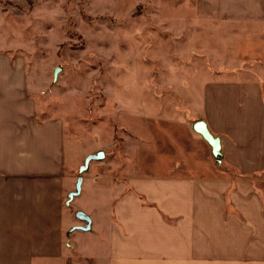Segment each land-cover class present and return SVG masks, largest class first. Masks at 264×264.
<instances>
[{"label": "crops", "instance_id": "0c3cea01", "mask_svg": "<svg viewBox=\"0 0 264 264\" xmlns=\"http://www.w3.org/2000/svg\"><path fill=\"white\" fill-rule=\"evenodd\" d=\"M195 6L199 21L220 29L217 77L203 73L198 101L190 90L173 98L190 96L181 101L192 119L177 110L136 116L145 127L134 163L121 177H96L114 205L107 253L91 264H264V0ZM27 71L0 51V264H82L67 237L64 124L40 119ZM165 120L185 127L171 130L173 144L156 138ZM201 120L221 138L222 165L192 129ZM229 126L241 141H226Z\"/></svg>", "mask_w": 264, "mask_h": 264}, {"label": "rangeland", "instance_id": "374dc122", "mask_svg": "<svg viewBox=\"0 0 264 264\" xmlns=\"http://www.w3.org/2000/svg\"><path fill=\"white\" fill-rule=\"evenodd\" d=\"M195 3L0 0V51L24 59L29 94L36 101L40 119L64 124L70 182L66 202L79 177L84 179L81 195L67 208L71 223L67 233L83 225L75 216L78 211L91 217L93 231H75L67 239L82 256L72 260L91 264L92 259L107 253L104 241L114 201L111 190L102 188L96 177L102 172L121 177L125 167L134 163L136 148L143 140L138 126L145 127V121H141L143 127L138 125L136 116L141 118V110L161 117L177 110L182 119H192V111L181 100L190 96L201 99L205 71L212 79L217 77L212 69L221 63L220 29H210L197 19ZM184 90L192 94L173 102ZM141 103H145L143 108ZM167 121L156 138L173 144L178 137L171 130L185 132V127ZM225 130L227 142L241 141L237 127ZM199 138L212 154L210 145ZM249 141L246 134L244 142ZM100 151L105 159L92 161L89 170L80 174L87 157ZM197 151L198 157L206 156L205 151ZM211 157L216 163L213 154Z\"/></svg>", "mask_w": 264, "mask_h": 264}, {"label": "water", "instance_id": "95a60500", "mask_svg": "<svg viewBox=\"0 0 264 264\" xmlns=\"http://www.w3.org/2000/svg\"><path fill=\"white\" fill-rule=\"evenodd\" d=\"M59 70L55 73V80L58 77ZM192 129L202 136V138L210 145L212 148V154L215 158V161L218 165H222L223 162V153H222V143L221 138L214 136L211 131L209 130V127L205 121H197L192 125ZM105 159V153L103 151L98 152L97 154H93L87 157L85 160L84 166L80 169V174H83L89 170L90 164L92 161H102ZM84 179L83 177H79L77 184H76V190L74 192H71L68 196V201L66 202L67 206H70L73 200L80 196L82 193V186H83ZM76 218L83 223L81 226L73 227L68 233L67 237L70 238L71 235L75 231H81V232H91L93 230V221L89 215H87L83 211H78L76 213Z\"/></svg>", "mask_w": 264, "mask_h": 264}]
</instances>
